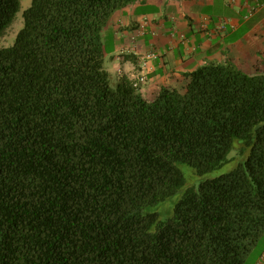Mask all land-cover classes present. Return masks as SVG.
Here are the masks:
<instances>
[{
	"label": "trees",
	"instance_id": "obj_1",
	"mask_svg": "<svg viewBox=\"0 0 264 264\" xmlns=\"http://www.w3.org/2000/svg\"><path fill=\"white\" fill-rule=\"evenodd\" d=\"M137 0H32L0 47V264H243L264 233V72L233 61L182 90L105 66L103 29ZM21 0H0V36ZM138 82V85L135 83ZM167 219L147 208L198 174ZM244 157V156H243Z\"/></svg>",
	"mask_w": 264,
	"mask_h": 264
},
{
	"label": "crops",
	"instance_id": "obj_2",
	"mask_svg": "<svg viewBox=\"0 0 264 264\" xmlns=\"http://www.w3.org/2000/svg\"><path fill=\"white\" fill-rule=\"evenodd\" d=\"M168 5L172 12L165 11ZM169 20L172 29L165 26ZM102 37L107 69L118 80L136 81L143 56L157 53L141 85L153 98L162 86L182 90L187 74L210 62L264 72V0H137L114 13Z\"/></svg>",
	"mask_w": 264,
	"mask_h": 264
},
{
	"label": "rangeland",
	"instance_id": "obj_3",
	"mask_svg": "<svg viewBox=\"0 0 264 264\" xmlns=\"http://www.w3.org/2000/svg\"><path fill=\"white\" fill-rule=\"evenodd\" d=\"M32 4V0H21V8L19 12L17 13V17L14 20L13 24L4 32L3 35L0 36V47H7L10 45H13L17 34L19 30L23 27V13L24 11L30 7ZM169 6V5H168ZM165 11H173L174 7H168ZM210 8H207L209 10ZM174 22L172 20L167 21L165 24L166 27L171 28L174 27ZM158 51H164L166 50L165 47L157 48ZM157 51V52H158ZM159 53V52H158ZM106 68L108 67V59H106L105 62ZM257 73V72H256ZM118 82V76L111 75V83L112 85H116ZM240 141L235 142V147L231 151V153L228 156V161L225 162L220 167L206 172L204 174H198L195 169L189 165L186 162H177L178 167L183 172L186 183L183 187H181L175 194H173L171 197L167 198L166 200L159 201L147 208V211L151 212H158L162 218L167 219L173 215L174 207L177 204V202L183 197V194L185 193L186 189L191 186H198L200 182L222 175L224 173H227L234 169L237 164L240 161H243L246 157V155L249 152V149L246 150V155L243 153H240L238 145L240 144ZM240 146V145H239ZM244 156V157H243ZM264 253V237L261 238L258 243L252 248V250L246 255L245 261L243 264H264V256L262 255Z\"/></svg>",
	"mask_w": 264,
	"mask_h": 264
},
{
	"label": "built area",
	"instance_id": "obj_4",
	"mask_svg": "<svg viewBox=\"0 0 264 264\" xmlns=\"http://www.w3.org/2000/svg\"><path fill=\"white\" fill-rule=\"evenodd\" d=\"M221 27H223L224 28V26L222 25ZM158 55H157V53L156 52H151V53H148V54H146L145 56H143V58H142V60H143V64H142V72H141V74L139 75V77H138V79L140 80V81H144L145 80V78H146V66H147V61L148 60H151V59H153V58H156ZM137 79V80H138ZM136 80V81H137ZM135 85H138V82H136L135 83Z\"/></svg>",
	"mask_w": 264,
	"mask_h": 264
}]
</instances>
